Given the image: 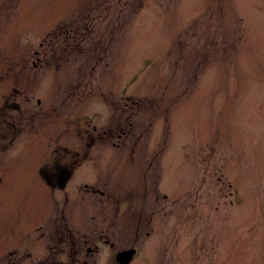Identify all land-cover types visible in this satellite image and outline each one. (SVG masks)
Returning <instances> with one entry per match:
<instances>
[{
	"label": "rangeland",
	"instance_id": "374dc122",
	"mask_svg": "<svg viewBox=\"0 0 264 264\" xmlns=\"http://www.w3.org/2000/svg\"><path fill=\"white\" fill-rule=\"evenodd\" d=\"M130 248L264 264V0H0V264Z\"/></svg>",
	"mask_w": 264,
	"mask_h": 264
},
{
	"label": "flooded vegetation",
	"instance_id": "af4514ba",
	"mask_svg": "<svg viewBox=\"0 0 264 264\" xmlns=\"http://www.w3.org/2000/svg\"><path fill=\"white\" fill-rule=\"evenodd\" d=\"M55 159L60 160V156H55ZM40 174L43 178L47 179L52 184L57 183L59 186L63 187L65 184L66 179L71 174V170H69V167L67 164L59 162L57 160L52 163V166H50V169H41ZM94 264V263H92Z\"/></svg>",
	"mask_w": 264,
	"mask_h": 264
},
{
	"label": "water",
	"instance_id": "95a60500",
	"mask_svg": "<svg viewBox=\"0 0 264 264\" xmlns=\"http://www.w3.org/2000/svg\"><path fill=\"white\" fill-rule=\"evenodd\" d=\"M133 254H134V249L122 250L117 253L116 260L122 264L127 263L132 259Z\"/></svg>",
	"mask_w": 264,
	"mask_h": 264
}]
</instances>
